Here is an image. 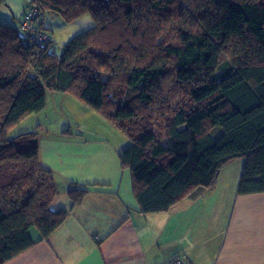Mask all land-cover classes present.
I'll list each match as a JSON object with an SVG mask.
<instances>
[{"label": "trees", "instance_id": "trees-1", "mask_svg": "<svg viewBox=\"0 0 264 264\" xmlns=\"http://www.w3.org/2000/svg\"><path fill=\"white\" fill-rule=\"evenodd\" d=\"M32 7L48 41L19 29ZM46 14L66 24L89 15L94 25L55 54ZM54 93L129 141L117 157L140 215L197 199L233 161H242L236 195L264 193V0H31L17 23L0 22V264L46 241L102 190L74 186L68 210H53L38 131L8 138Z\"/></svg>", "mask_w": 264, "mask_h": 264}, {"label": "crops", "instance_id": "crops-1", "mask_svg": "<svg viewBox=\"0 0 264 264\" xmlns=\"http://www.w3.org/2000/svg\"><path fill=\"white\" fill-rule=\"evenodd\" d=\"M0 1L7 5L0 13L7 16L9 10L15 24L31 0ZM86 135L40 136V161L53 172L57 191L52 209L68 210L67 191L74 186L102 190L91 189L46 241L6 264H168L183 256L190 264H264V193L237 196L240 169H229L231 182L223 183L229 196L218 205L205 199L216 184L167 213L143 216L130 174L120 168L117 141Z\"/></svg>", "mask_w": 264, "mask_h": 264}, {"label": "rangeland", "instance_id": "rangeland-1", "mask_svg": "<svg viewBox=\"0 0 264 264\" xmlns=\"http://www.w3.org/2000/svg\"><path fill=\"white\" fill-rule=\"evenodd\" d=\"M1 12H4V9H1ZM41 20L43 21V26L49 29L52 34L53 43L51 49L55 54H58L61 47L74 36L81 32H85L94 25L93 19L89 15H85L69 24L64 23L61 17L55 14H46L43 18H40V21ZM13 21L14 17L9 10H7V16L0 13V22L11 25L14 24ZM63 97L68 98H65L63 101ZM71 97L72 96L66 94H47L45 110L39 114H34L26 118L9 132L8 138L12 139L19 134L32 131H38L39 137L41 135L45 136V134H54L57 137L62 135L72 136L74 133L77 135L79 132H83L86 135L89 131L91 134L95 133L106 137L109 136L110 141H117L121 151L126 148V141L127 144L129 143L126 138L121 136L123 141L121 142L117 138V134H115V132L113 134L114 128L109 126L98 114L89 110L85 105ZM64 130H69L70 132L64 133ZM221 133V128L215 127L212 131V136L216 138L220 136ZM231 168L241 170L242 161H233L227 165V168L224 166L220 170L219 177L215 183V185L217 184V190L209 193L208 196L205 197L206 200H212L218 205L222 199L225 201L228 198L229 194L225 193L226 187L223 183L229 184L231 182V176L228 175V171ZM30 235L36 238L37 233L34 229H30Z\"/></svg>", "mask_w": 264, "mask_h": 264}, {"label": "built area", "instance_id": "built-area-1", "mask_svg": "<svg viewBox=\"0 0 264 264\" xmlns=\"http://www.w3.org/2000/svg\"><path fill=\"white\" fill-rule=\"evenodd\" d=\"M36 15V10L32 7L27 10L24 14L23 19L19 22V29L25 32L33 33L31 38V42L37 41L38 43L48 41L49 37L45 33H41L38 29H36L33 25V19ZM97 239V237H95ZM168 264H190V260L183 256L176 258L172 262Z\"/></svg>", "mask_w": 264, "mask_h": 264}]
</instances>
